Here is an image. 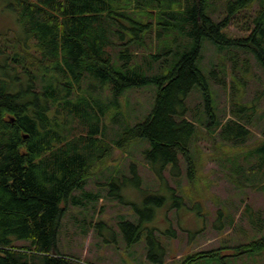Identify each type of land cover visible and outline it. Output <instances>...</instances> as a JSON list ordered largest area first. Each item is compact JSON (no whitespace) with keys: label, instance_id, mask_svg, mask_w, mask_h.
<instances>
[{"label":"trees","instance_id":"16d2710c","mask_svg":"<svg viewBox=\"0 0 264 264\" xmlns=\"http://www.w3.org/2000/svg\"><path fill=\"white\" fill-rule=\"evenodd\" d=\"M9 1L28 36L37 41L42 59L25 58L19 53L20 44L9 55L8 38L0 41V53L9 60V71L0 74V264H93L58 251L60 222L70 202L83 204L74 193L85 188L91 167L115 146L148 140L152 145L146 151L148 161L158 162L163 169L173 166L177 179L185 163L188 180L195 187L200 161L194 146L200 131L218 130L223 143L235 148L253 146L249 157L256 159L255 165L245 169L236 163L235 171L240 175L261 172L264 181V138L253 144L251 122L235 112L234 119L215 123L213 94L198 66L207 38L222 47L252 50L264 68V0ZM217 1L227 8L220 21L212 17ZM255 3L259 9L254 25L248 26L250 34L226 36L223 30ZM28 61L38 64L39 70L27 67ZM223 70L227 73V67ZM85 84L92 91L85 90ZM150 84L158 88L154 109L145 121L128 127L110 144L101 125L106 110L92 98L93 92L108 88L118 100L129 89ZM223 85L227 86L226 81ZM195 87L205 98L206 112L200 117H190L187 104ZM246 110L240 107V112ZM59 113L80 120L83 131L74 132L70 122H61ZM151 199L159 206L165 201ZM121 225L127 233L133 231L131 244L141 241L142 223ZM152 230L151 259L152 248L160 245L159 229ZM221 251L191 255L185 264L222 257ZM233 251V257L260 253L264 237Z\"/></svg>","mask_w":264,"mask_h":264},{"label":"rangeland","instance_id":"374dc122","mask_svg":"<svg viewBox=\"0 0 264 264\" xmlns=\"http://www.w3.org/2000/svg\"><path fill=\"white\" fill-rule=\"evenodd\" d=\"M213 8L215 20L226 16L225 3L217 1ZM258 9L259 3L249 6L223 32L231 38L247 37L248 26L254 25ZM7 38L11 43L9 55H14L20 44L19 53L25 58L42 59V50L19 23L11 2L0 0V41ZM202 55L198 66L213 94L215 123L234 119L235 112L251 122L253 144L263 139L264 68L255 52L248 48L222 47L205 38ZM33 57L32 60L36 59ZM7 59V55L0 53V74L9 71ZM26 66L39 70L38 64L30 65L29 61ZM156 69L158 72V66ZM48 71L49 75L53 72L52 64ZM40 73L44 74L45 70ZM83 86L92 91L89 85ZM38 89L43 91L42 83ZM157 90L153 84L132 88L118 100L108 88L93 92L92 98L98 99L106 110L101 125L106 128L105 136L110 144L128 127L146 120L154 109ZM187 104L190 117H200L206 112L199 87L189 95ZM242 105L247 108L243 113L240 112ZM58 116L61 122H70L74 132L80 133L83 129L80 120L68 118L65 113ZM217 133L218 130L207 132L206 128L200 131L194 146L200 161V178L195 181V187L188 180L185 163L181 179L175 178L178 171L173 166L163 169L156 161L151 164L146 151L152 150V145L146 139L121 148L112 147L108 157L103 156L91 167L85 188L74 193L83 204L70 202L66 206L60 222L58 251L93 264H156L157 260H163L164 264H185L191 255L223 250L219 252L222 257L212 259L233 264L234 251L225 247L249 244L264 237L261 234L264 232V181L260 179L261 172L240 175L235 171L236 163L245 169L255 165L256 159L249 157L253 146L232 147L223 143ZM151 198H165V201L159 206ZM124 221L142 223L141 241L130 243L133 231H125L121 225ZM157 228L160 245L152 248L151 259L150 238L152 229ZM173 231L177 232L176 237ZM239 258L247 261L253 256Z\"/></svg>","mask_w":264,"mask_h":264},{"label":"crops","instance_id":"0c3cea01","mask_svg":"<svg viewBox=\"0 0 264 264\" xmlns=\"http://www.w3.org/2000/svg\"><path fill=\"white\" fill-rule=\"evenodd\" d=\"M261 234L264 235V232H262ZM233 248H235V247H225L224 249L233 250ZM244 256H248V258H251L253 256V259H249L247 261H244L242 258L232 256V258L234 260L233 264H264V251H262L260 253H254V254H245V255L240 256V257L244 258ZM205 260L208 261L207 264H226L225 262L217 260V258L216 259L208 258ZM205 260L204 259L200 260L197 262V264H201L202 263L201 261L205 262ZM230 264H232V263H230Z\"/></svg>","mask_w":264,"mask_h":264}]
</instances>
